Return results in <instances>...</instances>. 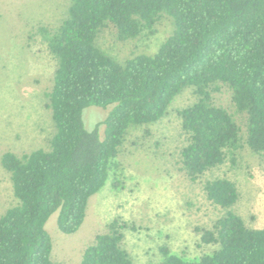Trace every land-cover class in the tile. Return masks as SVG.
<instances>
[{
    "label": "trees",
    "instance_id": "obj_1",
    "mask_svg": "<svg viewBox=\"0 0 264 264\" xmlns=\"http://www.w3.org/2000/svg\"><path fill=\"white\" fill-rule=\"evenodd\" d=\"M163 17L173 29L154 54L118 62L97 45L109 27L121 43L149 38ZM37 33L55 61L45 93L54 133L47 149L0 157L17 202L0 215V264H58L50 256L48 218L57 212L60 232L75 233L89 198L120 170L129 131L160 121L185 89L196 99L177 111L186 136L178 162L191 182L235 164L244 146L264 163V0H70L59 23ZM223 89L235 114L245 117L244 130L214 101ZM92 106L110 110L86 128L83 112ZM202 188L224 210L201 234L218 248L186 260L162 247L158 264H264V227L249 228L233 211L235 183L216 177ZM126 228L113 219L78 264H133L123 248Z\"/></svg>",
    "mask_w": 264,
    "mask_h": 264
},
{
    "label": "rangeland",
    "instance_id": "obj_2",
    "mask_svg": "<svg viewBox=\"0 0 264 264\" xmlns=\"http://www.w3.org/2000/svg\"><path fill=\"white\" fill-rule=\"evenodd\" d=\"M69 2L0 0V157L4 152L20 156L48 147L54 125L45 93L52 86L55 61L37 32L39 27H55ZM172 29L171 19L163 17L154 35L121 43L109 27L100 32L97 45L123 62L133 54H154ZM195 99L193 90L185 89L160 121L129 131L117 158L120 170L89 198L85 219L75 233L60 232L57 212L48 218L44 227L52 241V261L78 264L85 248L115 218L127 224L123 248L133 264H158L162 247L186 260L211 254L218 246L202 242V230H210L224 210L206 198L202 187L205 180L216 177L235 183L239 199L233 211L245 224L264 227V163L247 146L239 150L235 164L226 162L196 182L180 170L179 152L186 136L177 111ZM214 101L235 114L226 89ZM109 110L86 108L85 127H94ZM235 118L244 130L245 117L235 114ZM16 203L9 176L0 166V215Z\"/></svg>",
    "mask_w": 264,
    "mask_h": 264
}]
</instances>
